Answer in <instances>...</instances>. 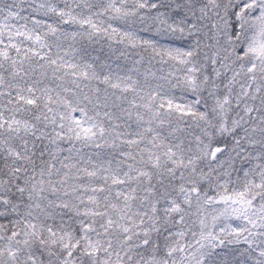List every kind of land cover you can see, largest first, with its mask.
Wrapping results in <instances>:
<instances>
[{
    "label": "snow or ice",
    "instance_id": "6c2138e0",
    "mask_svg": "<svg viewBox=\"0 0 264 264\" xmlns=\"http://www.w3.org/2000/svg\"><path fill=\"white\" fill-rule=\"evenodd\" d=\"M0 264H264V0H0Z\"/></svg>",
    "mask_w": 264,
    "mask_h": 264
}]
</instances>
